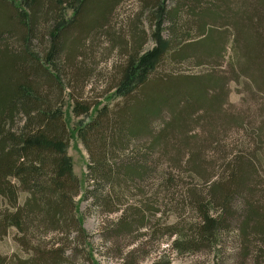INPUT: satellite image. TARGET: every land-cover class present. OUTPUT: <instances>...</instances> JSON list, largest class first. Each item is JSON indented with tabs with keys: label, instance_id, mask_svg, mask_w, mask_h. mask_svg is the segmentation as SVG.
Instances as JSON below:
<instances>
[{
	"label": "rangeland",
	"instance_id": "1",
	"mask_svg": "<svg viewBox=\"0 0 264 264\" xmlns=\"http://www.w3.org/2000/svg\"><path fill=\"white\" fill-rule=\"evenodd\" d=\"M46 1L38 17V32L31 42L28 59L44 63L54 74L55 81L46 83L41 77H31V81L39 84L51 108L60 112L68 124L70 139L66 151L73 176L80 184L67 185L66 212L69 218L80 217L87 236H79L75 227L64 228L60 233L41 218L31 224L25 234L16 228L7 229L0 239V255L7 263L20 264L28 259L30 250L42 253L63 248L67 254L63 264H264V245L261 254L254 255L252 261H245L233 230L223 232L217 249L201 248L191 253L173 246L179 238L189 241L196 235L200 217L194 203L197 199L206 201L208 187L214 181L227 183L231 169L239 163L252 167L247 172L252 191L259 198L264 195V90L253 85V70L246 72L244 55L235 57L230 50L234 34L225 30L215 32L218 35L211 38L212 42L224 39L225 45L218 58L199 64L193 59L173 63L178 48L186 49L202 38L193 24L194 15L180 13V37L175 38L169 29L171 23H161V6L165 0L158 3L156 0H120L109 15L106 34L95 39L92 35L83 38L85 46L72 50L76 56L74 62H69L74 42L81 39V35L72 34L59 61L53 65L47 61L52 47L51 33L58 23L73 19L80 0ZM144 1L148 2L146 6ZM232 1L236 0H230L235 9ZM19 3L30 17L29 1L20 0ZM166 6L171 9L174 4L169 1ZM28 16L26 21H29ZM223 35L225 38L220 37ZM134 37H142V44ZM167 40L173 42L157 66L156 77L205 75L207 81L210 79L221 85L209 98L215 99L216 104L212 110L186 112L177 124H169L173 126L165 131V143L154 152L156 163L148 176L134 184H118L113 198L110 197L111 203L99 206L93 198L100 194L90 176L92 156L82 139L83 128L100 118L101 131L108 125L106 120L110 119L112 124L117 122L116 111L130 101L118 91L130 58L136 54L141 56L133 68L131 80L136 82L130 85L133 88L140 81L138 77H144L146 70L156 66V59ZM59 63L60 69H55L53 66ZM260 77L262 80L264 75ZM139 94L140 90L134 95L139 98ZM76 106L85 110H76ZM168 122L171 120L167 117L161 123ZM19 124L16 127H20ZM157 131L161 132L162 128L158 127ZM139 156L138 152L129 150L124 155L119 154L115 162L126 166V163L136 162ZM51 162L46 161L44 174L48 175L41 179L49 184L55 179ZM27 197L20 193V207ZM10 211L0 200V218ZM133 215L145 218V228L120 232L117 225L121 218L125 216L124 223L131 222Z\"/></svg>",
	"mask_w": 264,
	"mask_h": 264
},
{
	"label": "trees",
	"instance_id": "2",
	"mask_svg": "<svg viewBox=\"0 0 264 264\" xmlns=\"http://www.w3.org/2000/svg\"><path fill=\"white\" fill-rule=\"evenodd\" d=\"M19 1L0 0V200L12 210L8 214L4 212L0 218V239L9 228H16L25 234L27 228L41 218L51 229L60 233H63L64 228L75 227L79 236H87L80 217L73 215L69 218L66 212L69 204L65 196L67 185L80 184L73 176L66 151L67 140L70 139L68 124L63 121L60 112L51 108V102L43 96L39 84L31 81V77H41L46 83L55 81L54 74L44 67V63L35 58H31L34 62L28 59L31 42L38 32V17L47 1L28 0L30 17L23 4H18ZM119 1L80 0L73 19L68 23H58L52 31L48 63L54 65L53 62L59 61L58 57L70 37L77 33L81 39L74 42L68 58L69 62H74L76 55L72 50H80L85 46L83 38L92 35L95 39L106 34L109 15L119 5ZM165 1L160 5L161 23H171L169 29L175 38L180 37L181 12L194 15L192 19L196 20L193 24L202 33L197 43L186 49H177L173 63L181 64L193 59L199 64L218 58L225 49L224 39L213 43L211 38L218 35L215 33L218 30L231 31L234 42L229 43L230 50L235 57L244 55L246 72L253 70V85L261 86L264 90V77L262 80L260 77L264 75V0L232 1L236 4L235 9H232L230 0ZM169 1L174 4L171 9L166 6ZM144 2L146 6L148 2ZM27 16L29 21H26ZM224 35L220 37L225 38ZM134 38L138 44H142V37ZM172 42L167 40L165 48L156 59V66L146 70L144 77H138L140 81L133 88L130 85L136 82L131 80L132 72L141 56L136 54L130 58L118 87L122 97L130 101L117 110L115 115L112 113L117 118L116 123L106 120L108 125L101 131L100 118L83 128L82 139L92 156L90 176L95 190L100 194L93 195V198L97 199L99 206L109 204L118 184H132L148 176L156 163L154 152L165 143V131L173 126L169 124H177L186 112L192 114L200 109L212 110L216 104L215 99L209 98L213 97V92H217L221 85L210 79L207 81L205 75L156 77L157 66ZM187 53L189 55H185ZM53 67L60 69V63ZM138 90L140 94L136 98L134 94ZM78 108L85 110L76 106V110ZM167 117L171 123H166V127L161 122ZM17 124L20 127H16ZM158 127L162 128L161 132L157 131ZM129 150L138 152L139 159L129 163L124 161L128 167L117 164L115 160L118 155H124ZM46 161H52L51 166L55 172V179L49 181L50 184L41 180L48 175L44 174L47 170ZM251 169V166L239 163L231 169L229 182V179L227 183L216 180L209 185L206 201L197 199L194 203L200 217L196 235L189 241L180 238L175 240L174 248H183L191 253L201 248L217 249L223 232L233 230L240 251L244 252L245 261H252L254 255L262 253L264 195L259 198L252 191L250 174L247 173ZM21 192L28 196L22 207L19 205ZM124 217L117 225L120 232H133L136 228L144 229L146 226L145 218L141 215H133V221L126 223ZM66 255L63 248L42 253L34 249L27 253L28 259L20 264H63ZM0 264L10 263L0 255Z\"/></svg>",
	"mask_w": 264,
	"mask_h": 264
}]
</instances>
